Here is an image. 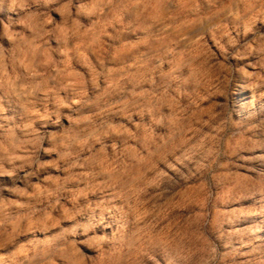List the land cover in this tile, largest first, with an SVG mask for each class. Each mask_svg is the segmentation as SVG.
<instances>
[{"label":"rangeland","instance_id":"1","mask_svg":"<svg viewBox=\"0 0 264 264\" xmlns=\"http://www.w3.org/2000/svg\"><path fill=\"white\" fill-rule=\"evenodd\" d=\"M0 264H264V0H0Z\"/></svg>","mask_w":264,"mask_h":264}]
</instances>
